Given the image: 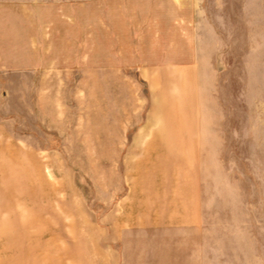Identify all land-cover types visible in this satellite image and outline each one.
I'll use <instances>...</instances> for the list:
<instances>
[{
  "label": "rangeland",
  "instance_id": "1",
  "mask_svg": "<svg viewBox=\"0 0 264 264\" xmlns=\"http://www.w3.org/2000/svg\"><path fill=\"white\" fill-rule=\"evenodd\" d=\"M0 264H264V0H0Z\"/></svg>",
  "mask_w": 264,
  "mask_h": 264
}]
</instances>
